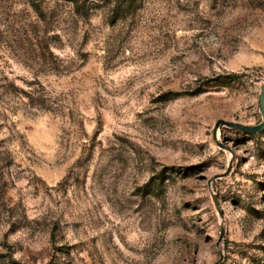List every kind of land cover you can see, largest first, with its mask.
<instances>
[{"label":"rangeland","instance_id":"1","mask_svg":"<svg viewBox=\"0 0 264 264\" xmlns=\"http://www.w3.org/2000/svg\"><path fill=\"white\" fill-rule=\"evenodd\" d=\"M263 86L264 0H0V264H264Z\"/></svg>","mask_w":264,"mask_h":264},{"label":"water","instance_id":"2","mask_svg":"<svg viewBox=\"0 0 264 264\" xmlns=\"http://www.w3.org/2000/svg\"><path fill=\"white\" fill-rule=\"evenodd\" d=\"M260 103H261V110H262V114H263V123L261 125H259L258 127L249 128V127H245V126L238 124V123H232V122H227V121H221L218 124V126L226 125V126L231 127V128H236L239 130H244V131L252 132V133L264 130V86H263L261 97H260ZM229 170H230V168H229ZM229 170L227 171L226 174H228ZM223 235H224V230H222L221 238H223Z\"/></svg>","mask_w":264,"mask_h":264}]
</instances>
